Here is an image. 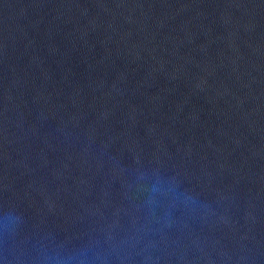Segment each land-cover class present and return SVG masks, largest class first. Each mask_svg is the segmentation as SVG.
Wrapping results in <instances>:
<instances>
[{"label":"water","instance_id":"95a60500","mask_svg":"<svg viewBox=\"0 0 264 264\" xmlns=\"http://www.w3.org/2000/svg\"><path fill=\"white\" fill-rule=\"evenodd\" d=\"M0 264H264V0H0Z\"/></svg>","mask_w":264,"mask_h":264}]
</instances>
